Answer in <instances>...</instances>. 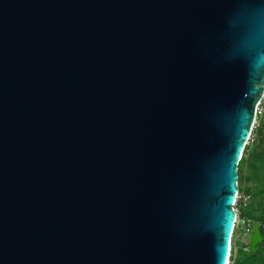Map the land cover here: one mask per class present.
<instances>
[{
	"label": "water",
	"instance_id": "95a60500",
	"mask_svg": "<svg viewBox=\"0 0 264 264\" xmlns=\"http://www.w3.org/2000/svg\"><path fill=\"white\" fill-rule=\"evenodd\" d=\"M263 87L264 0H0V264H229Z\"/></svg>",
	"mask_w": 264,
	"mask_h": 264
},
{
	"label": "trees",
	"instance_id": "16d2710c",
	"mask_svg": "<svg viewBox=\"0 0 264 264\" xmlns=\"http://www.w3.org/2000/svg\"><path fill=\"white\" fill-rule=\"evenodd\" d=\"M238 192L244 196L241 195L235 206L239 215L232 235L229 264H264V114L252 129L238 163ZM254 222L259 223L263 240L259 250L250 254L248 241L242 242L241 234H248Z\"/></svg>",
	"mask_w": 264,
	"mask_h": 264
},
{
	"label": "built area",
	"instance_id": "2783aa9c",
	"mask_svg": "<svg viewBox=\"0 0 264 264\" xmlns=\"http://www.w3.org/2000/svg\"><path fill=\"white\" fill-rule=\"evenodd\" d=\"M264 114V87H263V92H262V95H261V98L257 104V107H256V113H255V121L253 123V127L252 129L257 125V120L260 116H262ZM241 198V195H238L236 196V202ZM236 202L234 203V210L236 212V220H235V226L237 224V218H238V211H237V208L235 207L236 206ZM243 225V222L241 223ZM235 226H234V229H235ZM248 233H250V230H247Z\"/></svg>",
	"mask_w": 264,
	"mask_h": 264
},
{
	"label": "rangeland",
	"instance_id": "374dc122",
	"mask_svg": "<svg viewBox=\"0 0 264 264\" xmlns=\"http://www.w3.org/2000/svg\"><path fill=\"white\" fill-rule=\"evenodd\" d=\"M245 185H246V184L243 183V184H241V187L244 188ZM239 195H243V196H244V194H241V193H239ZM246 199H247V197L245 196L244 200H246ZM244 200H243V201H244ZM245 202L247 203L248 200H246ZM243 203H244V202H243ZM237 211H238V215H239V210H238V208H237ZM235 227H236V226H235ZM252 227H253V224H252ZM240 228H241V226H240ZM239 231L242 232V230H240V229H239ZM251 231H252V228H251ZM251 231H250V233H251ZM250 233L245 234V233L242 232V234H241V241L246 243V242L249 240Z\"/></svg>",
	"mask_w": 264,
	"mask_h": 264
}]
</instances>
